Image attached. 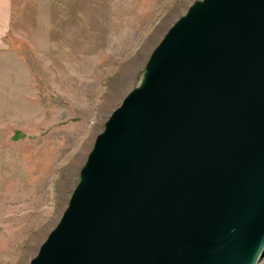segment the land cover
Instances as JSON below:
<instances>
[{
	"label": "water",
	"instance_id": "1",
	"mask_svg": "<svg viewBox=\"0 0 264 264\" xmlns=\"http://www.w3.org/2000/svg\"><path fill=\"white\" fill-rule=\"evenodd\" d=\"M264 0H198L94 140L29 264H259Z\"/></svg>",
	"mask_w": 264,
	"mask_h": 264
},
{
	"label": "rangeland",
	"instance_id": "2",
	"mask_svg": "<svg viewBox=\"0 0 264 264\" xmlns=\"http://www.w3.org/2000/svg\"><path fill=\"white\" fill-rule=\"evenodd\" d=\"M196 1L13 0L0 44V264L37 254L96 136Z\"/></svg>",
	"mask_w": 264,
	"mask_h": 264
},
{
	"label": "crops",
	"instance_id": "3",
	"mask_svg": "<svg viewBox=\"0 0 264 264\" xmlns=\"http://www.w3.org/2000/svg\"><path fill=\"white\" fill-rule=\"evenodd\" d=\"M13 17V0H0V44L7 36Z\"/></svg>",
	"mask_w": 264,
	"mask_h": 264
}]
</instances>
